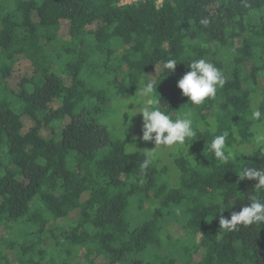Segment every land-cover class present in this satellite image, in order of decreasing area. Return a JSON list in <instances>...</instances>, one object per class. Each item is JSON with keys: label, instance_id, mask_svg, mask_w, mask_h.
Masks as SVG:
<instances>
[{"label": "trees", "instance_id": "16d2710c", "mask_svg": "<svg viewBox=\"0 0 264 264\" xmlns=\"http://www.w3.org/2000/svg\"><path fill=\"white\" fill-rule=\"evenodd\" d=\"M124 1L0 0V264H264V222L219 227L248 194L264 202L237 175L264 167V145L235 149L264 125V0ZM201 58L226 83L192 106L176 81ZM22 59L31 71L15 89ZM158 66L160 109L206 123L173 157L174 180L156 160L142 171L146 151L110 139L92 114ZM216 135L227 164L208 151Z\"/></svg>", "mask_w": 264, "mask_h": 264}, {"label": "clouds", "instance_id": "9594fccd", "mask_svg": "<svg viewBox=\"0 0 264 264\" xmlns=\"http://www.w3.org/2000/svg\"><path fill=\"white\" fill-rule=\"evenodd\" d=\"M200 23L207 26L209 21L205 18ZM177 63L176 59H168L164 62L162 70L166 71L167 74L172 73L175 71ZM187 67L190 70L176 81V87L180 90L182 96L187 97V102L192 106H199L206 99L214 98L218 88H222L226 83L223 72L213 63L203 58L192 60L187 64ZM156 86L157 82L154 80H141L138 91L139 100L133 103L134 107H126L129 103L126 104V110L121 112V114L127 112L129 117L139 113L142 117V135L139 139L154 144L145 153V158L140 164L142 171L146 170L156 159L159 151L165 148L171 149L176 146H184L186 140L196 134L193 128L194 112L192 108H186L175 119L172 118L167 112L160 109L159 98L155 97ZM261 117L262 113L259 107L253 106L250 118L259 121ZM125 128L126 125H124V131ZM256 128L257 134L254 141H248L247 143L255 146L264 145V125H256ZM226 140L225 135H216L208 145V151L213 154L214 159L225 164L233 156L231 151L226 154ZM189 145L185 148L186 153ZM241 154H251V152L247 149H241ZM237 175L240 180H256V190L264 192V167L242 166ZM246 199L249 203L241 206L239 211L231 212L230 218L220 216L219 227L222 230L232 232L239 230L240 226H260L264 222V202L254 194H248ZM229 208L223 207V210L218 212H223Z\"/></svg>", "mask_w": 264, "mask_h": 264}, {"label": "rangeland", "instance_id": "374dc122", "mask_svg": "<svg viewBox=\"0 0 264 264\" xmlns=\"http://www.w3.org/2000/svg\"><path fill=\"white\" fill-rule=\"evenodd\" d=\"M131 1H135V0H126L124 2H131ZM66 27H67V21L62 20L61 21V27H60V33L66 37ZM91 28L95 27V24H93L92 26H90ZM158 67H156L151 75L149 76L150 79L154 80V78L156 77V73L158 72ZM30 65L29 62L26 60H20L18 61V64L16 65V70L13 71V73L8 77L7 81L10 87L17 89V82L19 77H21V75H28L30 74ZM140 88V87H139ZM139 88L131 93H126V94H115L112 93L111 94V98L104 104L101 105L100 108L93 109V115L94 117L102 124H104L108 131H109V135H110V139L112 140H121L125 143V146L127 147V149H129V151L132 150H144V151H148V149L150 150L154 144L152 142H145L139 139V137L142 135L141 132V127H142V117L139 113H137L135 116L133 117H129L127 112H124L121 114L122 111H125V105L126 107H134L135 105L133 103L137 102L139 100L138 97V91ZM155 97H157L155 95ZM182 112V111H181ZM121 114V115H120ZM180 113L177 112V114L175 115V118L179 115ZM174 118V119H175ZM130 121V123H129ZM196 121V122H195ZM65 122H67V120H65ZM25 123L27 124V126H25L24 129L28 128L29 125L32 124L31 121L29 120H25ZM126 125L125 131H124V125ZM193 128H198V129H203L206 126V123L204 120L199 121L197 119L193 118ZM43 134H46L47 132H49V128H45L42 130ZM253 138L249 139L252 140ZM238 141V147L235 145V149L239 148L241 149H247L250 148V143H247V141ZM244 142V143H243ZM184 150L183 146H176L174 148L168 149L165 148L161 151H159L157 157H156V161L158 162L159 166H165L168 170V174L169 175H173L175 173V171L177 172V170L175 169L172 160L173 157L176 156V154H180L182 151ZM233 150V149H232ZM248 155V154H246ZM167 174V175H168ZM176 175V174H175ZM174 175L172 176V180H174ZM171 228V226H169ZM173 233H180V230L178 229H174ZM13 254V253H12ZM14 255V254H13ZM99 264H108L105 260L104 262L100 259L99 260Z\"/></svg>", "mask_w": 264, "mask_h": 264}, {"label": "built area", "instance_id": "2783aa9c", "mask_svg": "<svg viewBox=\"0 0 264 264\" xmlns=\"http://www.w3.org/2000/svg\"><path fill=\"white\" fill-rule=\"evenodd\" d=\"M126 1V0H125ZM162 0H156L157 5L161 3Z\"/></svg>", "mask_w": 264, "mask_h": 264}]
</instances>
